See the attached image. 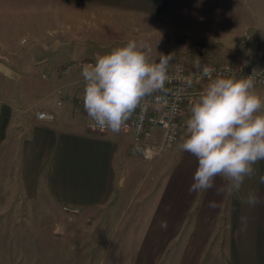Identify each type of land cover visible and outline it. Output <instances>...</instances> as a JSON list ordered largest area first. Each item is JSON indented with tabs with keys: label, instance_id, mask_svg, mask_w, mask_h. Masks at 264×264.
Wrapping results in <instances>:
<instances>
[{
	"label": "crops",
	"instance_id": "obj_1",
	"mask_svg": "<svg viewBox=\"0 0 264 264\" xmlns=\"http://www.w3.org/2000/svg\"><path fill=\"white\" fill-rule=\"evenodd\" d=\"M212 1L208 7L182 4L192 14L188 19L156 10L149 15L150 29L137 36L125 33L111 45L89 42L81 53L58 49L65 54L33 62L25 66L29 72L13 78L0 73V191L6 207L20 198L16 203L23 208L31 197L39 198L43 186L55 203L89 213V228L102 231L103 246L92 264H264V203L251 207L240 202L249 191L264 200V184L259 183L264 161L254 166L257 175L246 179L239 193L189 195L197 160L179 144L192 104L185 106L177 141L150 169L144 148L122 130L91 134L88 115L77 103L83 95V65L129 39L150 48L156 62L160 53L173 54L168 69L176 62L264 69V0ZM255 91L264 97L263 85L255 84ZM38 112L54 119L39 121ZM212 199H222L215 211L207 207ZM241 215L248 218L245 232L238 230ZM161 220L167 221L166 230L159 227ZM27 256H22L24 264L46 261L42 254Z\"/></svg>",
	"mask_w": 264,
	"mask_h": 264
},
{
	"label": "rangeland",
	"instance_id": "obj_2",
	"mask_svg": "<svg viewBox=\"0 0 264 264\" xmlns=\"http://www.w3.org/2000/svg\"><path fill=\"white\" fill-rule=\"evenodd\" d=\"M195 2L202 7L213 3L212 0H0V64L16 74H24L30 71L25 66L33 62L65 54L58 49L81 53L89 42L96 45L104 40L111 45L125 33L135 35L148 30L149 15L156 10L188 19L192 14L182 7ZM164 151L148 160V168L155 165ZM155 172L156 169L150 172L149 183L154 181ZM149 183L143 190H148ZM39 193V198L31 197L20 208L16 203L20 198L6 207L5 192L0 191V264H24L22 256L28 259L27 255L34 254L44 255L46 261L40 264H92L91 259L98 257L103 246L102 231L89 228V213L55 203L43 186ZM5 209L8 212H2ZM121 231L116 232L117 240Z\"/></svg>",
	"mask_w": 264,
	"mask_h": 264
},
{
	"label": "clouds",
	"instance_id": "obj_3",
	"mask_svg": "<svg viewBox=\"0 0 264 264\" xmlns=\"http://www.w3.org/2000/svg\"><path fill=\"white\" fill-rule=\"evenodd\" d=\"M150 51L129 39L83 65V109L93 126L119 133L141 101L164 87L174 56L160 53L156 62ZM194 67L201 69L199 62ZM213 72L207 65L202 68L201 78L209 82L190 106L179 148L197 160L188 194L212 191L222 198L225 193H239L245 180L257 175L254 166L264 161V97L255 91L254 74L213 78ZM259 183L264 184V174L259 175ZM240 202L255 207L264 200L249 191ZM221 204L222 199H212L207 207L215 211ZM238 221V230L245 232L248 218L241 215ZM159 227L166 230L167 221L161 220Z\"/></svg>",
	"mask_w": 264,
	"mask_h": 264
},
{
	"label": "built area",
	"instance_id": "obj_4",
	"mask_svg": "<svg viewBox=\"0 0 264 264\" xmlns=\"http://www.w3.org/2000/svg\"><path fill=\"white\" fill-rule=\"evenodd\" d=\"M204 65L214 69L213 78L217 74L236 79L254 74L255 84L264 86V69L232 63H204L198 70L193 65L176 62L167 71L168 79L164 87L146 96L121 129L136 146L144 148V155L149 159L170 148L177 141L185 106L197 100L203 89L202 84L209 82L207 77L201 78ZM68 71V68L64 70L65 73ZM82 96L77 103L83 108ZM53 117L52 114L46 112L37 113L39 121H52ZM86 127L93 135H104L110 131L93 126L89 117ZM158 131L161 132L159 140Z\"/></svg>",
	"mask_w": 264,
	"mask_h": 264
},
{
	"label": "water",
	"instance_id": "obj_5",
	"mask_svg": "<svg viewBox=\"0 0 264 264\" xmlns=\"http://www.w3.org/2000/svg\"><path fill=\"white\" fill-rule=\"evenodd\" d=\"M0 73L5 75L6 77L8 76V77L13 78L15 76L14 72L3 64H0Z\"/></svg>",
	"mask_w": 264,
	"mask_h": 264
}]
</instances>
